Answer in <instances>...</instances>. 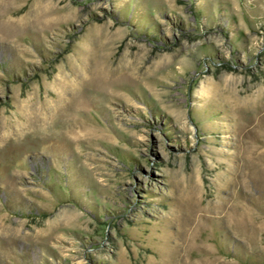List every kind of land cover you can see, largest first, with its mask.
Masks as SVG:
<instances>
[{"label": "rangeland", "instance_id": "obj_1", "mask_svg": "<svg viewBox=\"0 0 264 264\" xmlns=\"http://www.w3.org/2000/svg\"><path fill=\"white\" fill-rule=\"evenodd\" d=\"M0 264H264V0H0Z\"/></svg>", "mask_w": 264, "mask_h": 264}, {"label": "bare ground", "instance_id": "obj_2", "mask_svg": "<svg viewBox=\"0 0 264 264\" xmlns=\"http://www.w3.org/2000/svg\"><path fill=\"white\" fill-rule=\"evenodd\" d=\"M72 99V98H71ZM73 100V99H72ZM65 108V107H64ZM39 118V117H38ZM37 120V119H36ZM39 121V120H38ZM40 123V122H39ZM178 244V243H177Z\"/></svg>", "mask_w": 264, "mask_h": 264}]
</instances>
